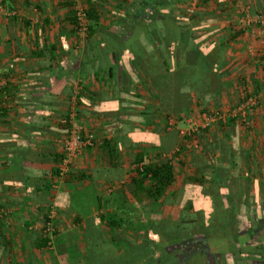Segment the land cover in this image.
<instances>
[{
    "label": "trees",
    "instance_id": "1",
    "mask_svg": "<svg viewBox=\"0 0 264 264\" xmlns=\"http://www.w3.org/2000/svg\"><path fill=\"white\" fill-rule=\"evenodd\" d=\"M87 3L86 35L80 38L74 27L77 35L74 48L76 43L80 46L83 41V64H94L95 67L91 86L95 87L97 81L109 82L111 93L89 91L86 89L89 84L79 82L82 89L75 95L72 107V94L66 95L67 106L61 111L58 139L68 136L76 122L85 138L82 118L113 115L104 120L111 125L110 133L115 137L102 139L100 148L107 150L109 157H114L110 161L113 166L125 148L126 153L123 152L129 155L137 175L134 183L139 186L145 204L154 203L170 184L177 183L183 168L193 171H189L187 178L175 184L170 195L164 197L171 200L172 207L176 205L173 216H169L172 207L161 210L163 200L158 205L160 210L155 206L150 211H143L140 218L133 217L130 212H125L124 189L107 187L109 193L98 202L101 211L106 208L109 211L86 218L79 231L85 249L83 264H227L228 257L241 264L253 260V256H261L264 261V245L254 244L256 232L251 228L252 222L263 225V218L256 219V216L264 206L248 207L250 185L245 183L244 187H237L236 148L247 168L251 164L249 151L232 140L235 126L243 130L241 123L228 117L209 127H198L180 138L176 128L189 116L220 113L222 92L231 85L226 79V47L237 31L227 34L226 38H219L214 33L208 35L215 31V26L207 20L218 19L214 11L209 12L206 8L213 4L221 7L222 2L115 0L111 9H106L110 4L108 0H87ZM69 5L75 26L71 0ZM250 12L255 14L251 9ZM254 93L257 92L243 96ZM3 96L6 93L0 87V102ZM94 102H103V105L100 107L96 103L90 108ZM7 112L0 108V117ZM169 120H172V126L168 129ZM123 125L129 126L124 135L121 133ZM89 139L93 145L85 148L96 144ZM149 150L154 151L153 156ZM169 151L171 154L167 155ZM195 151L200 161L197 158L196 161L189 160ZM64 155L60 146L59 153L54 155L57 167L52 171V178H57ZM146 159H150L147 164ZM140 163L143 164L141 169L136 166ZM178 169L180 172L176 176ZM145 181L150 182L149 187L141 185ZM135 184L127 185V191L131 192ZM51 202L47 200L41 224L48 220L52 222L54 239L56 218L48 219L50 209L54 208ZM242 206L248 211L243 216L244 230L240 225ZM250 216L255 221H250ZM41 229L33 244L43 255L51 249L47 248L49 238ZM11 249L8 240H0L1 259L4 252L10 255ZM7 264H11L9 258Z\"/></svg>",
    "mask_w": 264,
    "mask_h": 264
},
{
    "label": "crops",
    "instance_id": "2",
    "mask_svg": "<svg viewBox=\"0 0 264 264\" xmlns=\"http://www.w3.org/2000/svg\"><path fill=\"white\" fill-rule=\"evenodd\" d=\"M114 1L108 0L110 4L106 5V9L113 8ZM220 1L221 7L213 4L206 8L209 12L214 11L213 14L218 19L207 20L208 24L215 26V31L208 32V35L214 33L219 38H226L227 34L237 31L235 38L227 42L226 47V79L233 87L229 86L222 92L221 105L218 107L222 112L225 100L242 92V89L260 92L264 57L252 30L240 28L241 31H238L239 28L236 29L229 23L232 22V13L236 12L234 17L240 16L238 11L233 12L240 6L228 3L229 0ZM241 1L248 3L252 12L264 14V0ZM69 2L70 0H2L0 87L4 89L6 96L1 98L0 108L8 112L0 117V240L9 241L12 253L8 257L7 252H4L0 264H7V258L11 264H83L85 249L79 231L84 220L102 211H109V208L101 211L98 202L99 198L109 193L110 188L107 190V187L126 191L127 185H132L126 175L130 171L128 167L131 159L125 154V148L119 153L118 158H121L118 162L115 161V166L110 163L114 157H109L107 150L100 148L102 139L110 140L115 137L110 133L111 125L104 120L113 116L110 114L102 118L89 116L88 119L84 117L80 120L83 123V134L96 144L92 148H84L74 158L66 179L52 178V171L57 167L54 155L59 153L58 130L59 123L62 122L61 111L66 110L67 106L66 95L72 94V107L75 95L82 89L79 85L81 81L90 85L86 87L89 91L106 95L111 93L109 82L97 81L95 87L91 86L95 67L94 64H83V41H80V46L76 43L74 48L77 35L71 21ZM84 2L87 6V0ZM226 18L227 20H222ZM234 21H237L236 17ZM217 100L219 101L218 98ZM96 103L100 107L103 105V102H94L90 108ZM232 106L233 104L229 105L228 109ZM90 108L85 109L88 111ZM253 123L254 134L257 133L255 142L258 147H264L261 113L255 114ZM126 126H122L123 135L129 131V126ZM179 127L180 124L176 128ZM235 127L236 133L232 140L242 148L241 140L246 135L244 130ZM191 157L192 155L189 156L190 161ZM254 158L247 168L237 152L235 161L240 163L236 171L244 170L251 175L255 171L262 172L264 154L262 156L256 152ZM201 160L204 162V159ZM257 181L252 179L248 183L254 189ZM136 188L140 189L138 185ZM139 194L136 202L138 207L135 205L137 209L134 207L132 211V203L125 199V212L140 218L145 200L141 191ZM47 200L52 201L56 212V234L53 248L41 255L33 242L37 240ZM256 243L264 245V235L257 242L254 241ZM252 258L254 259L241 264H264L261 256ZM226 263L237 264L230 257L226 259Z\"/></svg>",
    "mask_w": 264,
    "mask_h": 264
},
{
    "label": "built area",
    "instance_id": "3",
    "mask_svg": "<svg viewBox=\"0 0 264 264\" xmlns=\"http://www.w3.org/2000/svg\"><path fill=\"white\" fill-rule=\"evenodd\" d=\"M232 3H237V0H229ZM72 9L74 12V17L76 19L75 28L77 27V32L79 37L83 38L87 31V20L85 14V4L82 0H71ZM2 0H0V11L2 10ZM242 16L240 22H242V29L252 30V35L258 45L262 48V53L264 56V14H251L249 5H242L240 7ZM261 90L259 93H254L250 95L243 96L242 99L234 106L232 109L226 112L220 113H207L203 112L197 117L189 116L185 119V125L179 127L178 134L179 137H184L189 133L195 131L198 127H209L216 123L217 120H225L228 117L235 118L243 130L249 131L254 126L253 118L256 113H261L263 117L264 125V67L262 71L261 78ZM73 116V115H72ZM74 123V121H73ZM172 126V120L168 121V129ZM65 155L61 159L58 166V176L57 180H63L67 173L70 171V164L73 162L74 158L82 153L83 149L87 146H92L93 143L88 137L83 138L80 133V126L77 123L72 124L68 136L61 137L57 140ZM170 157V156H169ZM150 159H146L145 164H147ZM138 168L141 169L143 166L140 163ZM135 167V165H134ZM55 216V209L52 207L48 214V219L53 220ZM42 228V229H41ZM43 235L48 236L49 240L47 242V248H53V224L48 220L44 225L41 224L40 228Z\"/></svg>",
    "mask_w": 264,
    "mask_h": 264
},
{
    "label": "rangeland",
    "instance_id": "4",
    "mask_svg": "<svg viewBox=\"0 0 264 264\" xmlns=\"http://www.w3.org/2000/svg\"><path fill=\"white\" fill-rule=\"evenodd\" d=\"M82 2L85 4V2H84V0H82ZM228 3H232L231 1H228ZM233 5H236V6H242V5H249L248 3H244V2H242L241 0H237V3H232ZM231 4V5H232ZM237 10H233V12L234 11H238V13L240 14V16L238 17V15L237 16H235L236 17V19H237V21L235 22L234 20H235V17H234V14L236 13V12H234V14L232 13V15H233V17H230V20L232 19V22L231 21H229V23L231 24V25H234L235 26V28L237 29V28H242L241 26H242V22H240V19H241V14L242 13H240L241 12V10H240V8H236ZM229 15V14H228ZM222 20H227V18L226 19H222ZM234 28V29H235ZM236 31V30H235ZM252 36V35H251ZM262 57H263V53H262ZM261 71H263V69L261 68ZM261 78H262V73H261ZM261 78H260V83H261ZM237 84L235 83V86H236ZM231 87H233V84L231 83V85H230ZM244 89H242V92L241 91H239L236 95H233V97H231L228 101H226L225 100V102L223 103V105H224V107H222V112H226L227 110H228V106L229 105H231V104H235L236 102H237V100L241 97V96H243L245 93H249L250 91H248V90H244ZM264 100V99H263ZM222 105V106H223ZM195 117H197V115H195ZM184 125L183 124H180V127H183ZM245 132V135H246V137H243L242 138V146H243V148H245L246 150H248L249 151V154L250 153H252L251 155V162L255 159L254 157H255V154H256V152H259L262 156H263V154H264V147H262V146H259L258 147V145L256 144V139H254V138H256V135H257V133H255L254 134V132H255V125L252 127V129L250 130L249 129V131H244ZM247 133V134H246ZM248 136V137H247ZM89 138V137H88ZM180 138V137H179ZM264 144V143H263ZM259 149H260V151H259ZM174 150V149H173ZM236 151L237 152H240L239 150H237V148H236ZM148 153H150V155H152L151 153H154V151H148ZM197 152L195 151V153H193L192 155V160H194V161H196V156H197V154H196ZM254 153V154H253ZM171 154V151H169L168 152V154L167 155H170ZM153 156V155H152ZM197 159H199V158H197ZM264 159V158H263ZM242 162H244V164L245 165H247V163L244 161V159L242 160ZM263 162H264V160H263ZM240 163V162H239ZM132 167V164H130L129 165V167H128V169L130 170L129 171V173H127L126 175H128V179L131 181L130 183H132V186H133V184H134V181H135V179L137 180V175H136V173H134V170H133V167ZM175 168H176V166H175ZM132 169V170H131ZM244 169V168H243ZM240 170V169H239ZM236 171V176H237V180H238V188H241L242 186L244 187V185H245V183H247V186H249L250 185V183H251V181H252V179L254 180V182H255V180H258L257 182H256V188H249V191H248V198H247V201H248V207H251V208H253V209H257L258 207H262V206H264V169H263V171L262 172H257V171H255V173H253V175H251L250 173H246L244 170H240V171ZM180 171H179V169L177 170V171H175V175H176V173H179ZM186 172V173H185ZM189 174V169L188 168H183V170H182V172H180L179 173V176L178 175H176V176H178V181L177 182H182L184 179H186L187 178V176L186 175H188ZM248 182H250V183H248ZM176 184V182L174 181L172 184H170L171 186L169 187V188H167L164 192L165 193H163V195H160L158 198H157V200L154 202V203H149V204H144V206H143V211H150L151 209L150 208H154L155 206H157L158 208H159V204H160V202L161 201H163L164 200V206L161 208V210L162 209H164V207L165 208H168L169 207V209H171V207H172V205H171V200L169 199V200H167V199H164V197L166 196V195H170L169 193L172 191V189H174V185ZM249 184V185H248ZM142 186H145V187H149V185H150V182L149 181H145L144 183H142L141 184ZM136 186L137 185H134V187H132V191L130 192V191H125L126 193H125V199L126 200H130L129 201V203H132V205L130 206L131 208V211H132V208H134L135 207V205L137 206V204H136V202H137V198H139V196H140V194H139V191H140V189H138V188H136ZM131 189V188H130ZM157 197V196H156ZM134 205V206H133ZM166 206H168V207H166ZM138 207V206H137ZM156 207V208H157ZM243 207V209H242V213L241 214H243L242 216H241V221H240V225L242 226V230H244L245 229V227L246 226H244L243 225V220H244V215L246 216L247 215V208L245 207V206H242ZM136 208V207H135ZM137 209V208H136ZM158 210H160V208L158 209ZM264 210H260V212H259V214L256 216V219L257 218H263V221H264V212H263ZM137 212V211H136ZM162 212V211H161ZM170 212V214H169V216H173V214L176 212V205L175 206H173L172 207V209L169 211ZM133 214H134V212H132ZM161 214V213H160ZM159 214V215H160ZM158 215V216H159ZM154 217V216H153ZM152 217V218H153ZM156 217V216H155ZM251 217V219H250V221H255V219L253 218V216H250ZM245 222V221H244ZM245 224V223H244ZM257 223H254V222H252V226H251V228L252 229H255V235H254V237L253 238H256L254 241L255 242H257L258 240H259V238H261L262 237V235H264V222H263V225H261L260 226V224L258 225H256ZM259 226L260 227H262V228H259ZM258 227V228H257ZM257 228V229H256ZM253 244V243H252ZM257 244V243H256ZM263 245V244H262ZM102 257H105L103 254H102Z\"/></svg>",
    "mask_w": 264,
    "mask_h": 264
}]
</instances>
